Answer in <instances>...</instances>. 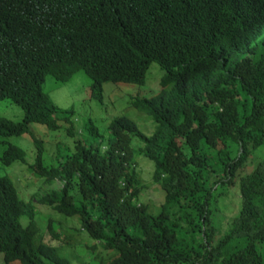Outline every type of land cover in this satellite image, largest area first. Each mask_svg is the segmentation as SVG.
Wrapping results in <instances>:
<instances>
[{"label": "clouds", "instance_id": "1", "mask_svg": "<svg viewBox=\"0 0 264 264\" xmlns=\"http://www.w3.org/2000/svg\"><path fill=\"white\" fill-rule=\"evenodd\" d=\"M225 2L227 7L216 0H0V106L4 108L0 114V253L4 264H21L6 261L1 249L3 225L14 215H19L22 228L33 230L35 246L55 247L71 264L76 263L77 247L88 240L84 252L93 256L86 264H105L116 257L82 231L77 217L71 220L75 225H67L72 217L58 211V200L51 196L64 190L55 170L75 152L77 141L99 148L101 154L110 149L119 154L126 148L138 169V157L148 160L145 139L157 133L166 139L178 137L185 115L175 112L188 97L179 101L173 95L183 72L164 63L174 54L186 57L177 35L186 31L195 37L211 33L212 41L226 38L230 31L224 24L233 31L246 28L256 23V14L264 9V0ZM142 7H149L157 18L163 9L158 18L161 34L148 33ZM131 51H140L144 59L125 57ZM180 65L189 71L195 68L190 62ZM81 77L86 79L83 87L78 82ZM61 92L66 100L59 98ZM116 94L129 96L127 109L149 118L148 132L110 107L108 102ZM162 100L164 112L156 121L146 107ZM63 101L70 105L62 106ZM76 101L84 106L107 104L112 115L101 119L90 113L82 121ZM172 128L177 130L173 137ZM119 183L124 187L122 180ZM228 190L221 191L222 199ZM148 206L151 213L157 212V206Z\"/></svg>", "mask_w": 264, "mask_h": 264}, {"label": "trees", "instance_id": "2", "mask_svg": "<svg viewBox=\"0 0 264 264\" xmlns=\"http://www.w3.org/2000/svg\"><path fill=\"white\" fill-rule=\"evenodd\" d=\"M141 14L149 21V34L162 33L158 18L163 9L158 18L149 7H142ZM256 17V23L236 31L224 24L229 37L213 41L211 33L195 37L184 31L177 42L184 43L186 57L174 54L164 60L167 68L177 66L183 72L173 95L179 101L188 98L175 112L185 115L178 137L172 128L173 138L157 133L145 139L153 164L151 181L161 193L156 213L140 202L145 186L126 148L101 154L99 148L77 141L75 152L55 170L64 181V190L51 194L58 211L77 217L83 232L116 253L105 264H264V155L253 158L264 145V9ZM125 57L144 59L140 51ZM189 62L192 71L180 65ZM159 102L146 107L156 121L164 112V100ZM228 186H237L240 207L221 232L223 221L211 222L207 207ZM18 217L3 225L6 261L71 264L55 247L35 246L33 230L22 228Z\"/></svg>", "mask_w": 264, "mask_h": 264}, {"label": "rangeland", "instance_id": "3", "mask_svg": "<svg viewBox=\"0 0 264 264\" xmlns=\"http://www.w3.org/2000/svg\"><path fill=\"white\" fill-rule=\"evenodd\" d=\"M79 84L81 87H83L86 84V79L84 77H81L78 80ZM65 92H61L59 95V98L64 100L65 99ZM129 99V96L125 95V94H116L113 95L111 102H108V104L110 105V107H115L116 111L119 112H123L125 114H127L128 116L132 117L133 119L136 120V122L138 123L139 127L141 130H143L144 132H148L147 131V127H148V123H149V118L143 115H138L136 114L133 110L131 109H127V101ZM66 100V99H65ZM62 106H68L70 105V103L64 102L61 104ZM74 105L77 109L78 112V116L79 118L83 121L84 119H86L88 117V115L90 113H96L99 116H101V119H108L111 115H112V110L110 108L107 107V104H103L102 106L99 105H80L79 102H74ZM14 109V108H13ZM2 110H4L3 107L0 106V114L2 113ZM16 111V110H15ZM12 118H16L12 117ZM79 125V124H78ZM98 126L100 127V129H102V122L100 120V123L98 124ZM259 152H256L255 155H253V158L256 160H259L263 157L264 155V145L261 146L258 149ZM138 161V170L140 172V178L142 179V182L145 184V188L141 193L140 196V200L143 203H149V204H153V206H157L160 204V199H161V193L159 191V187L157 185H154L151 181V177L150 174L152 175V171H153V164L152 162H150L149 160H147L146 158L140 156L137 158ZM253 166L250 164L247 165V171L251 170ZM228 192L226 193V195H224L223 199L221 198V200H219L214 206H210L209 210H210V221H223V227L220 229L221 232L224 231L226 224H227V220L231 219L232 217H234L237 214V208H238V204H237V197H238V189L237 186H228ZM214 207L219 209V213L217 211L214 210ZM240 207V205H239ZM239 210V209H238ZM47 220V217L45 218ZM74 218L68 220L66 223L67 225H75L76 223L74 221ZM90 241L88 240L86 242V244H81L77 247V249H79L77 251V255H75L74 257V262H76L77 264L81 263V264H86L88 263L92 258L91 256H93V254H91L89 251H85L84 245H89ZM74 263V264H76ZM95 262H93L94 264ZM0 264H4L3 263V257L2 254L0 253ZM11 264H19L18 262H13Z\"/></svg>", "mask_w": 264, "mask_h": 264}]
</instances>
